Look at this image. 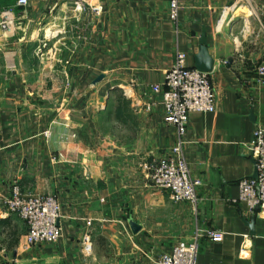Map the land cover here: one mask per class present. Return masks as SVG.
Returning <instances> with one entry per match:
<instances>
[{"label":"crops","instance_id":"1","mask_svg":"<svg viewBox=\"0 0 264 264\" xmlns=\"http://www.w3.org/2000/svg\"><path fill=\"white\" fill-rule=\"evenodd\" d=\"M70 1L0 0V20L13 9L11 29L0 26V264H156L196 226L224 233L202 239L200 263L264 264V213L238 186L255 173L249 144L264 127V0H178V23L170 0H88L102 11L85 20ZM203 27L216 101L189 114L185 158L203 180L193 206L155 188L144 164L176 142L152 86L177 51L195 67ZM17 182L58 196L57 242L27 244L6 205Z\"/></svg>","mask_w":264,"mask_h":264},{"label":"built area","instance_id":"2","mask_svg":"<svg viewBox=\"0 0 264 264\" xmlns=\"http://www.w3.org/2000/svg\"><path fill=\"white\" fill-rule=\"evenodd\" d=\"M29 0H17V6L26 7ZM76 7L91 10L99 15L100 6H93L88 0L76 2ZM13 9L4 10L0 26L10 30L13 24ZM170 18L174 23L179 21L178 0H170ZM186 53L177 51L175 62L165 73L164 82L154 84L152 90L162 93V108L164 121L175 127L176 142L165 156L152 159L144 164L147 177L153 186L159 190L170 192L175 202L188 201L193 206L199 202L198 188L203 180L192 175L185 158L186 130L191 112H213L216 95L213 89L210 73L187 66ZM264 75V67L260 70ZM251 155L255 158L258 177H244L238 181L240 190L239 200L248 203L251 210L264 213V127L257 126L249 144ZM8 210L17 214L27 225L25 239L27 244L54 243L62 236L60 218L62 205L54 194L25 193L17 182L11 186L6 200ZM258 208V209H257ZM90 225L91 221H87ZM203 238L220 242L224 233L219 229L201 228L196 226L193 238L179 241L172 250L163 252L156 264H202L198 254ZM85 248L92 249L90 236H85Z\"/></svg>","mask_w":264,"mask_h":264},{"label":"water","instance_id":"3","mask_svg":"<svg viewBox=\"0 0 264 264\" xmlns=\"http://www.w3.org/2000/svg\"><path fill=\"white\" fill-rule=\"evenodd\" d=\"M213 65H214V59L210 56L208 46H207V31H206V28L203 27L201 36L199 38V50L197 54H195L194 66L200 71L210 73L213 69ZM255 164H256V170L252 176L258 177V168H257L256 160H255ZM131 226L134 232H136L138 226L135 223H132Z\"/></svg>","mask_w":264,"mask_h":264},{"label":"rangeland","instance_id":"4","mask_svg":"<svg viewBox=\"0 0 264 264\" xmlns=\"http://www.w3.org/2000/svg\"><path fill=\"white\" fill-rule=\"evenodd\" d=\"M77 1H80V0H71L70 2H71V6H73V8H71V10H73L72 12L74 13V11H76V12H81L82 13V17H83V19L85 20V17L86 16H88L86 13L88 12V10L87 9H81L80 7H76V2ZM244 1H246V0H244ZM75 3V4H74ZM50 29V28H49ZM51 31H52V29H50L48 32L49 33H51ZM41 44H42V42H40ZM50 42H46L44 45H43V47H40L39 48V52L38 53H40L41 52V50L43 49V48H46L47 47V45L49 44ZM52 44H51V47H57V41H54V42H51ZM55 47V48H56ZM58 48V47H57ZM54 60H56V58L54 57L53 58ZM55 65V64H54ZM44 78H48V76L47 75H44ZM56 80L58 79V75L56 74V77H54ZM56 92H58V91H56ZM101 247H102V249L103 250H101L102 251V253L104 254V255H106V256H109L110 255V249H108L109 247L108 246H106V244L105 243H103V244H101Z\"/></svg>","mask_w":264,"mask_h":264}]
</instances>
